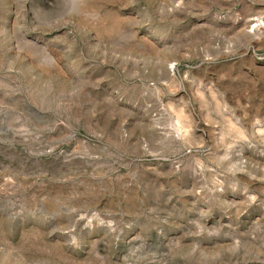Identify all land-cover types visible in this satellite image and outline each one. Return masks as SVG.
Here are the masks:
<instances>
[{"label": "rangeland", "instance_id": "1", "mask_svg": "<svg viewBox=\"0 0 264 264\" xmlns=\"http://www.w3.org/2000/svg\"><path fill=\"white\" fill-rule=\"evenodd\" d=\"M0 264H264V0H0Z\"/></svg>", "mask_w": 264, "mask_h": 264}]
</instances>
